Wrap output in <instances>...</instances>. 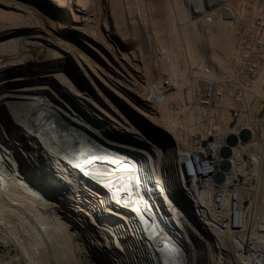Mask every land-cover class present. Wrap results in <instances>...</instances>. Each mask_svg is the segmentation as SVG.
Masks as SVG:
<instances>
[{
	"label": "bare ground",
	"instance_id": "6f19581e",
	"mask_svg": "<svg viewBox=\"0 0 264 264\" xmlns=\"http://www.w3.org/2000/svg\"><path fill=\"white\" fill-rule=\"evenodd\" d=\"M0 264H264V0H0Z\"/></svg>",
	"mask_w": 264,
	"mask_h": 264
},
{
	"label": "water",
	"instance_id": "95a60500",
	"mask_svg": "<svg viewBox=\"0 0 264 264\" xmlns=\"http://www.w3.org/2000/svg\"><path fill=\"white\" fill-rule=\"evenodd\" d=\"M252 139V132L249 129L241 130L239 135L229 134L226 137L225 145L220 149V161L217 164L215 173L212 175V180L218 185L226 183L227 174L232 171L233 164L231 157L233 155V147L237 146L242 141H250Z\"/></svg>",
	"mask_w": 264,
	"mask_h": 264
},
{
	"label": "built area",
	"instance_id": "2783aa9c",
	"mask_svg": "<svg viewBox=\"0 0 264 264\" xmlns=\"http://www.w3.org/2000/svg\"><path fill=\"white\" fill-rule=\"evenodd\" d=\"M193 155L197 158V169L199 172H200V165H210V172L207 174H201V180L207 178L210 175L212 176L215 173L217 166H214L211 160H209L208 158L201 157L198 154H193ZM238 216H239L238 212H235L233 215V225L235 226L237 225Z\"/></svg>",
	"mask_w": 264,
	"mask_h": 264
},
{
	"label": "rangeland",
	"instance_id": "374dc122",
	"mask_svg": "<svg viewBox=\"0 0 264 264\" xmlns=\"http://www.w3.org/2000/svg\"><path fill=\"white\" fill-rule=\"evenodd\" d=\"M78 22L81 23L80 21H78ZM81 41H82L83 43H85V45H87V46L93 48V47H92V46H91V45H90L85 39H81ZM19 74L21 75V80H22L24 74H21V73H19ZM20 75H19V76H20ZM23 80H24V78H23ZM17 85H18V86H21L20 83H17ZM21 87H22V86H21ZM60 89H62V87H61ZM210 89H211V86H210ZM20 90H21L22 93L26 92V91H25L26 89H25L24 87H23V89L20 88ZM27 90H28V88H27ZM23 91H24V92H23ZM61 94H62L61 96H63V99L66 100L67 98H66L65 94L62 92V90H61ZM209 95H210V92H209ZM58 98H59V97H58ZM75 99H76V98H75ZM80 106H81V105H80ZM70 110L73 111V109H70ZM70 110H69V111H70ZM56 113L60 116V119H62V120H70V114H68V113L65 111V109H64V112H63V109L60 107V109H57V110H56ZM39 117H40V116H39ZM84 121L87 122V123L89 122V120L86 119V118H84ZM111 132L114 133V131H111ZM235 212H237V211H234V213H235Z\"/></svg>",
	"mask_w": 264,
	"mask_h": 264
}]
</instances>
